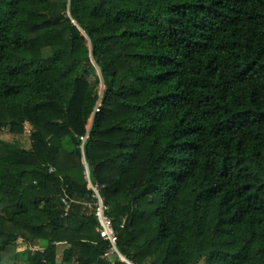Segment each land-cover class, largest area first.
<instances>
[{
    "label": "trees",
    "instance_id": "1",
    "mask_svg": "<svg viewBox=\"0 0 264 264\" xmlns=\"http://www.w3.org/2000/svg\"><path fill=\"white\" fill-rule=\"evenodd\" d=\"M3 131L0 264H125L83 158L134 262L264 264V0H0Z\"/></svg>",
    "mask_w": 264,
    "mask_h": 264
},
{
    "label": "built area",
    "instance_id": "2",
    "mask_svg": "<svg viewBox=\"0 0 264 264\" xmlns=\"http://www.w3.org/2000/svg\"><path fill=\"white\" fill-rule=\"evenodd\" d=\"M89 129H90V126L87 129L86 133L79 137L81 144H84V142L87 140ZM83 163L85 167V172H84L85 178L88 183V188L91 190L90 200L84 202L83 204L86 209H88L94 214L98 222V226L96 230L100 238L109 243V248L107 249L105 256L108 259L116 258L125 264H140L126 257L121 252H119V250L117 249V232L115 231L113 227L111 218L107 214L108 208L104 204V200L100 195V187L98 184L93 183L91 181L90 176H89L88 166L85 161ZM49 171H52V169L50 168ZM65 189L66 188L63 187L64 195L60 196V203L62 204L64 211H65V215H66V213L68 212L70 208V204L73 201L68 198L67 194L65 193ZM30 249L35 250L36 247L30 246Z\"/></svg>",
    "mask_w": 264,
    "mask_h": 264
},
{
    "label": "rangeland",
    "instance_id": "3",
    "mask_svg": "<svg viewBox=\"0 0 264 264\" xmlns=\"http://www.w3.org/2000/svg\"><path fill=\"white\" fill-rule=\"evenodd\" d=\"M75 23V22H74ZM76 24V23H75ZM84 35V33H83ZM99 73V72H98ZM104 88V85L102 83H100V87H99V92L101 93L102 92V89ZM92 121H93V115L90 117L89 121H88V124L86 126V128L88 129L89 126H91L92 124ZM0 137L2 139H5L7 141H13V140H17L20 142L21 146L22 147H25V148H28L29 147V139L27 136H17V135H11L9 134L8 132L6 131H3L1 134H0ZM65 142L70 145V147L74 146V145H71V142L69 139H65ZM73 148V147H72Z\"/></svg>",
    "mask_w": 264,
    "mask_h": 264
},
{
    "label": "crops",
    "instance_id": "4",
    "mask_svg": "<svg viewBox=\"0 0 264 264\" xmlns=\"http://www.w3.org/2000/svg\"><path fill=\"white\" fill-rule=\"evenodd\" d=\"M44 246V243H41L39 246H36L38 248H42ZM61 251H62V246L61 245H58V251H57V254L60 255L61 254ZM23 260L19 261V263H22ZM57 264H62L60 262H58Z\"/></svg>",
    "mask_w": 264,
    "mask_h": 264
},
{
    "label": "water",
    "instance_id": "5",
    "mask_svg": "<svg viewBox=\"0 0 264 264\" xmlns=\"http://www.w3.org/2000/svg\"><path fill=\"white\" fill-rule=\"evenodd\" d=\"M87 43H88V46L90 47V41H89V39L87 38ZM94 63V62H93ZM94 65H95V63H94ZM97 70H98V75L100 76V78H101V83L104 85V83H103V80H102V77H101V74H100V71H99V69L97 68ZM99 104V103H98ZM85 160H84V158H83V162H84Z\"/></svg>",
    "mask_w": 264,
    "mask_h": 264
}]
</instances>
